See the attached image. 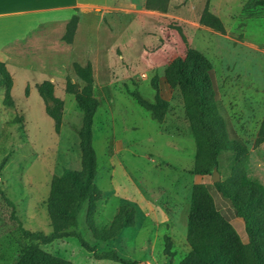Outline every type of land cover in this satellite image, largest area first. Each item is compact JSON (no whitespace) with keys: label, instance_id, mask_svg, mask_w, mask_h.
<instances>
[{"label":"rangeland","instance_id":"374dc122","mask_svg":"<svg viewBox=\"0 0 264 264\" xmlns=\"http://www.w3.org/2000/svg\"><path fill=\"white\" fill-rule=\"evenodd\" d=\"M246 2H62L59 8L68 12L62 13L64 18L68 16L70 21L77 14L78 23L70 42L72 54L64 49L58 59L63 67L69 68L68 74L63 80L53 82L57 89L55 96L63 98L66 104L60 131L57 132L54 119L45 110L52 101L40 79L48 65L40 66L43 70L38 71L33 68L38 67L35 65L27 71L17 64L9 66L13 105H5L6 89L0 87V264H15L27 243L16 216L27 228L49 232L44 203L51 187H55L57 205L66 206L72 200L63 173L68 170L82 175L79 129L84 112L75 95L63 89L67 90L68 81L75 86L85 84L80 67L91 69L92 74L95 69L97 95L102 98L106 79H118L108 88V97L101 99L94 118L96 183L103 193L95 207V227L101 230L108 226L122 205L136 210L134 226L125 228L113 239L101 240L94 236L88 223V203H85L75 229L84 240L98 253L116 250L127 264H185L189 249L188 212L196 181L209 186L217 207L245 238L242 221L230 219L229 202L217 192L212 176L203 175L197 180L198 176L192 173L196 143L192 134L191 138L187 137L190 130L179 89L172 94L164 121L171 131H163L160 123L152 119L150 112L125 87L139 85L136 89L141 95L154 102L156 90L151 81L155 75H162L173 58L185 56L189 49L203 54L215 70L217 105L229 136L236 137L248 151L249 177L264 185V131L260 132L264 119V6L252 14L244 10ZM205 8L220 19L222 31L200 22ZM46 29L58 28L51 22L42 31ZM66 31L67 27L63 40ZM97 53L106 58L100 57L93 67L88 61ZM18 117L22 119L19 121ZM4 159L6 162L1 167ZM229 165L222 156L221 167L225 172L229 171ZM179 184L182 186L176 198L170 190ZM160 193H167L159 201L162 207H178L182 214V209L188 206L186 218L177 219L175 225L173 218L167 221L166 209L154 204ZM169 193L175 199H170ZM165 235L172 238V255L164 252ZM43 248L77 264H124L97 258L79 238L72 236Z\"/></svg>","mask_w":264,"mask_h":264},{"label":"trees","instance_id":"16d2710c","mask_svg":"<svg viewBox=\"0 0 264 264\" xmlns=\"http://www.w3.org/2000/svg\"><path fill=\"white\" fill-rule=\"evenodd\" d=\"M264 6V0H247L244 10L258 13ZM200 22L222 31L219 18L205 8ZM78 15L74 14L67 24L64 40L72 42L77 28ZM182 38L187 42L181 31ZM85 85L82 88L68 81L67 91L75 94L78 106L83 110V124L79 129L82 175L64 171L72 196L70 204L55 203V187L45 201L49 215V232L33 230L24 226L20 217V229L27 239L15 264H77L69 259L47 251L44 245L65 237H77L97 258H106L127 264L116 250L98 253L75 230L79 213L88 203V223L97 239L109 240L122 234L127 227L134 226L136 210L129 205H122L115 217L104 229L95 227L96 203L103 197L102 190L96 183L98 173L97 154L93 144L94 118L99 101L94 95L93 74L91 69L79 68ZM215 70L212 63L201 53L189 49L185 56L173 58L165 68L164 77L172 88H178L184 103L186 121L196 143V157L192 173L197 176L210 175L215 167L219 169V154L222 150L236 153L231 174L226 179L214 182L217 192L226 198L243 222L245 238L217 207L214 197L206 183L196 181L193 184L188 214L187 242L199 256L202 264H264V185L248 175L247 149L230 138L224 116L219 111L218 93L214 80ZM158 76L153 77V86L157 88ZM13 77L5 62L0 60V87L6 89L5 105H13L10 93ZM45 94L52 101L46 105V112L55 121L57 132L63 122L65 102L55 96L54 84L46 80L43 83ZM138 102L151 112L152 117L163 122L169 110L168 100L157 96L151 102L137 92H132ZM19 121L21 117L17 118ZM264 131V119L260 132ZM6 159L2 161L4 166ZM1 193V191H0ZM13 207L14 204L12 203ZM164 252L173 254V241L165 235Z\"/></svg>","mask_w":264,"mask_h":264},{"label":"crops","instance_id":"0c3cea01","mask_svg":"<svg viewBox=\"0 0 264 264\" xmlns=\"http://www.w3.org/2000/svg\"><path fill=\"white\" fill-rule=\"evenodd\" d=\"M63 1L64 0H0V60L6 63L8 69L10 65L17 64L18 66L23 68L24 71H27L35 65L38 67L37 68L33 67V68L38 71V70H43L41 68L43 67V65H48L49 69L43 70V71H46V73L40 79L42 82L46 80L56 82L59 80H63V78H65L64 75L67 76L68 74L67 70L69 68L68 67L65 68V66L63 67V65L61 64L62 62L58 61L64 49L72 54L71 49H70V43H67L65 40H63V34L67 27V23L69 22L68 16H65L64 18V15L62 14V13H68V12H65L59 8V6L62 5ZM51 22L57 26L58 31L57 30L54 31L52 29H46L45 31H42V28L46 27ZM100 57H101V53H97L95 58L92 60H89L88 62H90L92 66L94 67L96 66L98 61H100ZM106 64L108 65L107 59H106ZM158 77L159 78L156 81L157 88L153 86L154 89L156 90V98L157 96H160L161 98L168 100L170 103V100L173 99L172 94L176 92L178 88L176 87L177 88L176 89L170 86V84L167 82V80L164 77V73ZM106 80L107 81H105L102 84V87L106 91L104 98L108 97V94H107L108 88L110 86L113 87L116 84L115 81H117L118 79H110V80L106 79ZM151 84L153 85V78H152ZM84 85H82V87ZM137 86L139 85H135L134 86L135 88L125 87V90L127 93H129L132 97L135 98L132 92H137L141 95L138 89H136ZM77 87L82 88L81 86H77ZM97 89H98V83L96 80V72H95V69L93 68V90H94L95 97L99 101V106H98L99 108L101 105V101L104 100V98L99 97L97 95ZM56 90L57 89L55 85L54 93H56ZM63 91L68 92L65 89H63ZM56 96L60 97L58 95ZM180 98H181V95H180ZM65 107H66V104H65ZM64 111H65V108H64ZM152 119L154 118L152 117ZM164 121L163 122L158 121L162 127V130L171 131V129H169L168 127H166V125H164L165 124ZM187 126H188V123H187ZM189 132L190 134L187 137L191 138L192 132L191 130ZM176 133L179 137L183 138L180 132L176 131ZM233 140L239 141L236 137H234ZM222 156H224L225 163L227 162L230 164L228 167L229 171L227 172H225L221 167ZM235 157H236V153L233 151L222 150L220 152L219 154V169L220 170L219 171L221 173L222 179H226L231 174L232 167L236 160ZM199 179H200V176L197 177V180ZM179 186H182V185L179 184L177 185V187L170 190L171 192L172 191L174 192L172 193L174 196H176V198H178V195H179L178 194ZM164 194L166 195L167 193H160L158 198L155 200L154 204H157L163 210L166 209L165 211L167 212L165 213V215H167L166 216L167 221L173 218L175 220L174 221V225H175L177 219L178 220L182 219L183 217L187 215L188 206L185 207V209L184 208L182 209V214H180L178 207H175V206L174 207L173 206L162 207L159 201L161 200V197ZM169 194L171 197L170 199H175V198H172L173 195L171 193ZM228 209L232 217L230 219L231 220L233 219L234 221H237V222L242 221V225L244 229L243 220L239 216H237V214L235 213V211L233 210L230 204L228 205ZM187 246H188L187 248L189 249H187L185 253V258H184L185 264H202L199 256L189 246L188 243H187Z\"/></svg>","mask_w":264,"mask_h":264},{"label":"water","instance_id":"95a60500","mask_svg":"<svg viewBox=\"0 0 264 264\" xmlns=\"http://www.w3.org/2000/svg\"><path fill=\"white\" fill-rule=\"evenodd\" d=\"M222 179L221 177V173L219 171V169L217 167L214 168L213 172H212V180L214 182H218Z\"/></svg>","mask_w":264,"mask_h":264}]
</instances>
